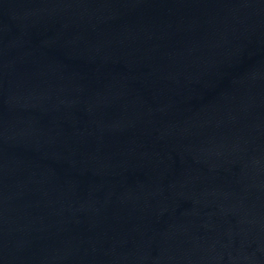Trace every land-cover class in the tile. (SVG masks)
Segmentation results:
<instances>
[{
	"label": "water",
	"instance_id": "water-1",
	"mask_svg": "<svg viewBox=\"0 0 264 264\" xmlns=\"http://www.w3.org/2000/svg\"><path fill=\"white\" fill-rule=\"evenodd\" d=\"M0 264H264V0H0Z\"/></svg>",
	"mask_w": 264,
	"mask_h": 264
}]
</instances>
